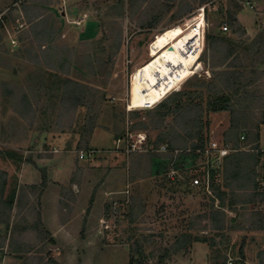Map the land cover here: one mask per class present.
<instances>
[{"label":"rangeland","instance_id":"rangeland-1","mask_svg":"<svg viewBox=\"0 0 264 264\" xmlns=\"http://www.w3.org/2000/svg\"><path fill=\"white\" fill-rule=\"evenodd\" d=\"M200 11L206 20L203 67L166 96L184 90L188 113L166 112L157 104L129 109L133 72L150 59L156 35ZM242 23L260 25L244 35ZM263 30L264 0H0V168L8 172L5 196L14 199L8 221L0 223V264H130L132 245L135 264H221L225 257L264 264V237L254 232L259 216L253 212L260 205L257 198L248 203L252 196L224 172L225 159L213 196L189 178L172 175L173 155L161 150L164 144L184 149L196 142L188 131L200 114L205 136L229 141L232 152L244 150L257 160L251 142L264 114V48L258 53L245 48ZM230 47L235 54L229 56ZM66 78L83 85V104L74 107L65 98ZM221 97L232 98L234 114L213 110ZM95 129L103 144L90 148ZM140 132L146 134L142 148H116L117 138L133 143ZM88 149L95 154L80 157V150ZM249 154L245 162L252 167L256 161ZM74 161L71 181L86 178L94 185L81 230L71 244L61 243L60 252L42 221L41 196L49 181L47 164L65 179ZM27 163L41 174L35 184L20 181ZM113 168L124 169L125 177L120 175L116 188H107L121 191L106 197L102 218L97 211L102 205H95L96 222L87 229L95 196ZM179 172L195 173L192 168ZM60 187L65 221L75 216L78 189L70 183ZM221 204L225 214L219 221L213 212ZM232 206L237 213L229 210ZM186 232L205 241L176 250Z\"/></svg>","mask_w":264,"mask_h":264},{"label":"crops","instance_id":"crops-1","mask_svg":"<svg viewBox=\"0 0 264 264\" xmlns=\"http://www.w3.org/2000/svg\"><path fill=\"white\" fill-rule=\"evenodd\" d=\"M243 9L242 11H244ZM241 11V12H242ZM240 12V13H241ZM239 13V15H240ZM239 17V16H238ZM240 20V19H239ZM243 24V23H242ZM257 25L255 24L254 28L247 27L243 24L245 29V34H250L252 32H257ZM98 129H95L93 131V136L91 137V141L88 144V147L92 148V144L94 142L101 143L103 139L102 134H97ZM258 134L259 137L255 138L254 141L251 143L255 144L256 152H257V160L254 166L249 167L245 166L244 170L242 172V178L244 177V174L254 170V173L252 174V180L250 186H241V189L243 192H248L249 195L252 196L248 203H255V200L257 198V202L259 203V208L256 210V213L258 217V221L256 222L258 225L256 227L255 233L259 235V237H264V122L259 123L258 128ZM97 138H100L99 140L95 141ZM244 151V150H243ZM60 151H58L59 153ZM236 152V151H235ZM58 158L54 156L52 160H57ZM244 165H248L247 162H242ZM48 166V175H49V181L47 184V187L45 188V191L43 192L41 196V218L42 221L46 227V229L51 233L52 237L55 239V241L58 242L57 244V250L61 252V243L64 245H69L72 243V241L77 237L79 231L81 230L84 222H85V215H84V208L87 206L85 203L88 196L90 195V189L93 187L94 182L87 180L86 178H83V181L79 183L77 180L71 181L72 174L75 170V161L73 164H71V168H69V173L67 174V177L64 179L58 178L59 170L57 168H54L52 166ZM33 167V166H32ZM30 163L25 164V166L22 168L21 172V183L24 184H35L37 183L41 178V174H39L38 169L32 168ZM251 169V170H250ZM125 170L120 168H113L105 175L104 182L102 185H100L98 192L95 196V200L93 202V208L91 209V212H89V215L87 217L86 227L87 229L94 225L95 221V213H96V206L102 205L101 210L100 208L97 210L99 211V218H102V215L104 214V203L106 200V197L108 195L114 194L115 192L121 191V189H108L107 186H112V188H116V184L120 181V175H123V179L125 177L124 174ZM218 180V179H217ZM244 180V179H243ZM87 181V182H86ZM70 185L72 184V187L74 189H78L77 194V202L78 205L76 206V212L75 216L72 219L62 221L59 211V202L61 200V187L62 185ZM89 189V190H88ZM102 190H104V194L101 195ZM224 198V193L221 195ZM222 198V197H221ZM96 205V206H95ZM233 213H237V210L232 206L230 209ZM254 211V210H253ZM251 228H254V224H250ZM264 249V248H263ZM59 252V253H60ZM58 253V252H57ZM254 263V262H253Z\"/></svg>","mask_w":264,"mask_h":264},{"label":"bare ground","instance_id":"bare-ground-1","mask_svg":"<svg viewBox=\"0 0 264 264\" xmlns=\"http://www.w3.org/2000/svg\"><path fill=\"white\" fill-rule=\"evenodd\" d=\"M201 12V11H200ZM204 13L158 33L150 45L151 56L133 72L129 109L151 107L203 67L201 32Z\"/></svg>","mask_w":264,"mask_h":264},{"label":"trees","instance_id":"trees-1","mask_svg":"<svg viewBox=\"0 0 264 264\" xmlns=\"http://www.w3.org/2000/svg\"><path fill=\"white\" fill-rule=\"evenodd\" d=\"M155 21L150 22V24H154ZM244 31V29H243ZM208 37L210 38V35H208ZM226 39L225 41H233L230 39L228 40V38H224ZM221 40V39H220ZM253 43V44H252ZM251 44H249V46H247L245 49L249 52H259L261 51L262 48H264V30L262 32V34H259V36H257V38H255L253 40ZM231 49L228 50V54L229 56L231 54H235V49H233L232 47H230ZM229 71V73L231 74H240V72H234V71H230V70H226ZM248 83V82H247ZM245 84L244 86H247L248 84ZM252 83V82H250ZM82 87L83 85L72 79V78H66L65 81V90H64V95L65 98H67L68 100H70V102L72 103V105L74 107L78 106L79 104H83V93H82ZM86 87V86H84ZM239 91V90H237ZM185 91L184 90H180V91H175L174 93H172L171 95H169L168 97H166L165 99H163L161 102H159L155 108H158L160 110L163 111H169V112H180V113H188L189 111V107L185 106L184 103V96ZM237 93V92H236ZM25 101H29L28 98H25ZM264 103V102H263ZM214 105H216L215 107H213L214 111H219V110H227V111H232V113L234 114V111L232 109V98L231 97H221L216 99L213 102ZM189 115V114H187ZM194 119H196V124L193 123L194 127H197L198 130L193 131V126H191V129L188 131V135H190L191 138H196V142L193 143L194 146H199L200 144L204 143L207 138L208 135H204L201 132V128L200 125H202V120H201V116L200 114H197L195 117H193ZM234 119V118H233ZM261 122H264V114H263V120ZM234 123V120H232V125ZM259 137V134L257 133L256 138ZM229 140V139H228ZM186 141V140H185ZM235 147L238 149L239 145L238 143L235 144ZM249 154L245 151L242 150H237L236 152H231L228 156L225 157V164H224V172L227 175L232 174V177H234L237 181H239L241 183V186H250L251 185V180H252V174L254 173V170H251L247 173L244 174V177L242 178V172L244 170L245 166H249V165H244L242 162L246 161L245 155ZM250 157H253L254 161H256V157H254L255 154H249ZM248 164V163H247ZM253 166V165H252ZM250 167V166H249ZM42 177H43V181L42 184L43 186L46 185L47 180H48V175H47V171L45 168L42 169ZM244 179V180H243ZM76 179H72V181H74ZM7 181H8V172L6 170H3L0 168V223H4L8 221L9 215L14 207V199H7L5 196V191H6V187H7ZM33 188H35V185H32ZM214 189H216V185L215 182L213 184ZM223 198V196H222ZM224 204H221L219 206V208H216V210H214L213 212V216H215V218L219 221L220 220H224V214H225V210H224ZM221 218V219H220ZM224 224H218L216 223L217 228H221L223 227ZM193 241H205V238H199L197 236H193L191 233H184L182 234V236L180 238L177 239L176 242V250H180L184 247H186L188 244H190ZM136 248L134 247V245H132L131 248V253H130V264H135V256H136ZM226 257L225 260L221 263V264H226Z\"/></svg>","mask_w":264,"mask_h":264},{"label":"built area","instance_id":"built-area-1","mask_svg":"<svg viewBox=\"0 0 264 264\" xmlns=\"http://www.w3.org/2000/svg\"><path fill=\"white\" fill-rule=\"evenodd\" d=\"M201 11H204L202 9ZM228 28L225 26V29ZM201 37L202 32H201ZM240 139L243 141L246 139L244 132L241 133ZM134 142L132 143L128 137H119L116 139V148L124 149L127 152H132L143 147L146 142V134L140 132ZM161 150L165 153L172 154L173 157L169 160L170 170L172 175H178L180 178L187 180L189 178L190 183L194 187L204 189L210 195L214 196V182L220 175L223 159L235 150L234 146L229 141H218L216 139H209L200 144L194 146L193 144L184 149L171 148L168 144H164ZM95 150H80V157H91L95 154ZM186 161V164H180L181 161ZM195 172L188 177L189 172L185 175L181 174L179 170L190 169ZM201 168V170H200ZM186 172V171H185ZM188 174V175H187ZM227 264H240L238 261L230 259Z\"/></svg>","mask_w":264,"mask_h":264},{"label":"clouds","instance_id":"clouds-1","mask_svg":"<svg viewBox=\"0 0 264 264\" xmlns=\"http://www.w3.org/2000/svg\"><path fill=\"white\" fill-rule=\"evenodd\" d=\"M166 96H167V95H166ZM166 96H165L163 99H165V98H166ZM163 99H161L159 102H161ZM159 102H158V103H159ZM158 103H157V104H158ZM151 107H153V106H151Z\"/></svg>","mask_w":264,"mask_h":264}]
</instances>
